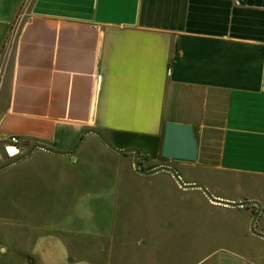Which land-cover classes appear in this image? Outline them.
Wrapping results in <instances>:
<instances>
[{
    "label": "crops",
    "instance_id": "obj_1",
    "mask_svg": "<svg viewBox=\"0 0 264 264\" xmlns=\"http://www.w3.org/2000/svg\"><path fill=\"white\" fill-rule=\"evenodd\" d=\"M167 124L194 159L162 155ZM163 169L210 189L226 263L264 264V0H0V264L112 263L74 236L111 235L122 171Z\"/></svg>",
    "mask_w": 264,
    "mask_h": 264
},
{
    "label": "rangeland",
    "instance_id": "obj_2",
    "mask_svg": "<svg viewBox=\"0 0 264 264\" xmlns=\"http://www.w3.org/2000/svg\"><path fill=\"white\" fill-rule=\"evenodd\" d=\"M143 158L138 154L134 159L132 158L133 169H136L139 175L146 174L140 165ZM101 160L106 158L101 157ZM123 172V180L135 184L119 187L120 200L116 206L118 205L117 211L121 215L114 218L115 213L111 211L109 224L114 227L111 229V235L96 237L94 232H89L88 235L84 234L85 237L74 236L76 241H88L93 248V250L85 249V252H80L77 257L83 258L88 254L98 257L97 252L94 251L98 249L99 254H104L105 259L112 262L101 264H146L150 261L152 264H232L226 263L230 258L220 248L223 243L213 242L205 230L207 225L204 222L211 216L203 197L213 199L208 187L201 185L199 191L187 192L190 189L187 188L188 185L183 184L182 178L177 179V173L171 169L170 172L163 169L160 174L148 178ZM151 182H157L162 188H153ZM179 184L185 187L180 188ZM15 194V190L12 189L5 194L7 200L2 205L3 215H14L18 211V202L13 199L16 198ZM198 196H201V201L195 203L198 201L196 200ZM237 202L247 201L241 199ZM254 216L257 227L256 213ZM256 227L252 225L251 231H257ZM5 229H7L4 237L5 245L9 248L15 245L19 254L25 255L33 239L22 235L14 224L7 225ZM241 243L245 244L246 239L242 238ZM208 249L217 250L212 252ZM90 251L92 252L88 253ZM6 258L10 260L12 256L6 254L3 259Z\"/></svg>",
    "mask_w": 264,
    "mask_h": 264
},
{
    "label": "water",
    "instance_id": "obj_3",
    "mask_svg": "<svg viewBox=\"0 0 264 264\" xmlns=\"http://www.w3.org/2000/svg\"><path fill=\"white\" fill-rule=\"evenodd\" d=\"M7 150L16 151L14 146ZM196 147L192 130L187 125L167 124L164 131L162 155L165 157L194 159Z\"/></svg>",
    "mask_w": 264,
    "mask_h": 264
},
{
    "label": "built area",
    "instance_id": "obj_4",
    "mask_svg": "<svg viewBox=\"0 0 264 264\" xmlns=\"http://www.w3.org/2000/svg\"><path fill=\"white\" fill-rule=\"evenodd\" d=\"M10 140H11V142H13V143H15V142L17 141L16 137H11ZM176 177H177V179H181L180 176H179L178 174H176ZM183 184H184V183H183ZM178 186H179L180 188H184V187H185V185H182V184H181V185L179 184ZM238 206L241 207V208L244 207V206H245V202H239V203H238ZM255 220H256V216H255ZM263 236H264V234H263Z\"/></svg>",
    "mask_w": 264,
    "mask_h": 264
}]
</instances>
